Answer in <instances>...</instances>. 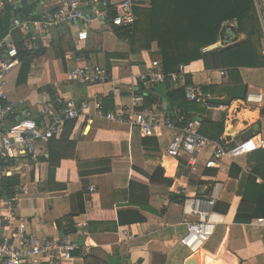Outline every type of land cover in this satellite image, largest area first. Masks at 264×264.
<instances>
[{
    "label": "crops",
    "instance_id": "0c3cea01",
    "mask_svg": "<svg viewBox=\"0 0 264 264\" xmlns=\"http://www.w3.org/2000/svg\"><path fill=\"white\" fill-rule=\"evenodd\" d=\"M27 1L28 5L32 2ZM149 3L150 0H139L138 7H148ZM254 5L261 26L255 47L264 56V0H254ZM31 11L39 13L38 2ZM89 26L87 41L79 45L75 42L76 28H56L52 42L44 48L59 46L65 53L63 59L33 58L22 83H17L21 67L7 76L8 98L15 102L21 100L18 109H26L33 117H38L46 104L58 101L57 104L62 105L67 99L89 101L90 109L74 120L69 134L72 156L59 161L52 179L48 180L47 162L40 164L37 182L31 180L27 163L15 162L10 166L9 176H19V185L26 190L16 192L13 198L16 220L1 224L0 240L10 238L20 222L25 224L26 233L56 237L64 234L59 224L63 226L69 221L73 231L68 235L77 244L89 246L90 253L85 257L75 253L71 260L61 264H201V251L216 255L225 239L226 264H264V227L253 220L233 222L247 178L251 176L256 183L264 184V159L250 160L246 154L233 161L223 160L219 169H204L203 162L210 152L208 147L199 157L197 171L190 173L166 155L175 129L160 126L156 134L143 135L137 128L107 120L104 115L108 111L154 110L171 115L178 100L173 103L169 100L168 94L174 87L168 81L146 86L137 81V76L145 72L152 61L161 65L157 42H152L148 50L132 52L129 37L122 29L116 33L118 27L100 25L96 20ZM237 26L238 22L225 29L220 27L216 43L202 51L245 40L246 34L238 32ZM20 34L16 32L13 37L23 43ZM223 35H227L226 41H222ZM35 51L37 49L31 53ZM84 63L106 67L110 80L95 84L76 82L69 73ZM183 67L186 82L201 88L214 86L213 91H203L205 99L213 97L215 87L224 83L219 70L212 68L207 58ZM238 76L241 83L232 81L236 75H231L228 82L244 84L247 92H261L264 96V67L239 68ZM136 96L141 99L133 106ZM94 102H99L101 108L95 109ZM182 109L188 117L198 121V129L201 123L214 118V114H224L219 142L242 140L245 131L254 125L257 128L251 131V137L242 140L248 150L257 149L259 139L264 137V114L261 113L264 101L246 105L234 100L228 107L188 101ZM88 118H91L89 123ZM232 163L241 168L237 177L229 175ZM2 176L0 174V179ZM162 178L171 182L164 183ZM183 185L190 196L209 195L214 191L215 202L228 205L225 214L213 210L215 231L194 254L179 240L195 217L183 213L181 202L169 199L170 193L178 195ZM91 187L94 190H90ZM78 192H82L85 210L69 218L77 209L75 195ZM127 209L138 211L145 221L118 224V212ZM2 212L8 214L7 210Z\"/></svg>",
    "mask_w": 264,
    "mask_h": 264
},
{
    "label": "built area",
    "instance_id": "2783aa9c",
    "mask_svg": "<svg viewBox=\"0 0 264 264\" xmlns=\"http://www.w3.org/2000/svg\"><path fill=\"white\" fill-rule=\"evenodd\" d=\"M22 1L0 0V12L9 7L11 15L10 29L0 39V174L3 176L11 174L10 166L13 163H27L28 160L33 161L45 154L47 142L60 137L65 122L76 120L90 109L89 101L77 102L73 99L65 100L62 105H58V101L46 104L38 117H33L26 109H18L22 101L10 100L5 90L7 76L17 71L22 64L14 33H21L22 50L31 52L40 47H48L56 28H76L75 42L79 45L87 41V29L94 20L100 25L131 28L135 22L134 8L139 3V0H38V14L31 12L20 16L18 5ZM112 12L114 15H111ZM36 15L37 19L34 18ZM235 25L237 19L232 18L223 21L221 27L225 29ZM226 39L227 35H223L222 41ZM69 74L80 84L106 83L111 78L106 67L92 63H84ZM219 74L223 82H228L226 69H220ZM137 81L142 86L168 81L174 88H183L186 100L207 105L201 86L186 82L182 64L177 67V71L165 74L160 63L154 60L145 72L137 76ZM140 99L136 96L133 106H137ZM263 101L261 92H247L243 102L249 105ZM94 106L95 109L101 108L99 102H94ZM104 117L109 121L137 128L143 135L156 134V128L160 126L175 129V134L167 145L166 155L178 161L190 173L197 171L199 157L208 147L210 152L203 162L204 169H219L223 160L233 161L250 152L248 145L242 140L233 143L209 140L199 132L198 121L188 117L181 109H174L171 115L154 110H131L128 113L108 111ZM87 122H91V118ZM258 142V148L264 151V137ZM25 190L21 185L15 188L16 192ZM90 190H94V187ZM177 194L184 197L181 202L183 213L195 217L179 240L194 254L215 231V221L212 219L215 193L213 191L209 195L190 196L187 187L183 185ZM13 200L0 198V226L3 222L16 220ZM3 210H7L8 214H4ZM253 223L264 227V217L253 219ZM75 253L85 257L90 253V248L77 244L67 233L56 237L26 233L23 222L17 225L10 238L0 240V264H38L42 261L61 264L71 260Z\"/></svg>",
    "mask_w": 264,
    "mask_h": 264
},
{
    "label": "trees",
    "instance_id": "16d2710c",
    "mask_svg": "<svg viewBox=\"0 0 264 264\" xmlns=\"http://www.w3.org/2000/svg\"><path fill=\"white\" fill-rule=\"evenodd\" d=\"M31 1L30 5L27 4L26 0L18 5L20 16L33 12L31 8L37 4L38 0ZM111 15L114 13L112 12ZM134 15L135 22L132 27L129 29L118 27L119 29H115L116 33L122 29L128 35L132 52L148 50L152 42H157L161 67L165 74L177 71V67L181 64L187 65L195 60L207 58L212 68L215 70L226 69L228 79L231 80L229 77L236 75L237 78L232 79V81L241 83L238 76L239 68L264 67V56L255 47V43L261 35V26L254 0H150L148 7L136 6ZM34 18L37 19L38 15ZM232 18L237 19V31L246 34L245 40L228 47L202 51V49L216 43L220 36L222 22ZM10 25V8L6 7L0 12V38L8 32ZM16 44L22 56L17 83L25 81L33 58L43 56L45 59H63L65 54L57 45L50 48L40 47L31 53L22 50L23 43L16 42ZM142 88L141 86L139 89ZM207 89L213 91L214 86L202 87V92H206ZM168 97L171 103L178 100L176 109L186 112L182 107L183 105L186 106L189 100L185 99L183 88H174ZM261 113L264 114V109H261ZM214 115V118L201 123L199 132L211 141H218L219 136L223 133L224 114L216 113ZM73 123L74 120L66 121L60 137L57 140L52 139L47 142L46 154L39 155L33 161H27L33 182L39 180L41 163H48L49 180L53 178L59 161L72 156L73 143L69 140V134ZM145 141L143 139V143ZM247 155L251 158L250 160L254 161L264 159V151L260 148L248 152ZM240 171V166L232 163L229 175L237 177ZM162 181L167 184L171 182L168 178H162ZM19 184L20 179L17 175L2 176L0 179V198L13 200L16 194L15 188ZM75 198L77 209L69 215V218L73 214H80L85 210L82 192L76 193ZM169 199L173 202H182L184 197L170 193ZM227 210V204L215 202V212L225 214ZM259 217H264V184L256 183L250 176L246 180L233 222L249 223ZM117 219L120 225L145 221L144 216L131 209L119 211ZM59 227L63 233L68 234L73 231V224L69 221L63 226L59 224Z\"/></svg>",
    "mask_w": 264,
    "mask_h": 264
},
{
    "label": "water",
    "instance_id": "95a60500",
    "mask_svg": "<svg viewBox=\"0 0 264 264\" xmlns=\"http://www.w3.org/2000/svg\"><path fill=\"white\" fill-rule=\"evenodd\" d=\"M247 94V87L244 84H230L229 82H224L223 84L217 85L215 87V95L213 97H207L205 102L210 105H216L220 107H228L230 103L234 100L244 101ZM257 128L254 125L253 128L248 129L242 135V140H246L251 137V131Z\"/></svg>",
    "mask_w": 264,
    "mask_h": 264
},
{
    "label": "bare ground",
    "instance_id": "6f19581e",
    "mask_svg": "<svg viewBox=\"0 0 264 264\" xmlns=\"http://www.w3.org/2000/svg\"><path fill=\"white\" fill-rule=\"evenodd\" d=\"M246 116H248V114H246ZM201 257L202 258L199 259V262H201V264H226V239L220 246L219 251L216 255H210L204 251H201Z\"/></svg>",
    "mask_w": 264,
    "mask_h": 264
}]
</instances>
